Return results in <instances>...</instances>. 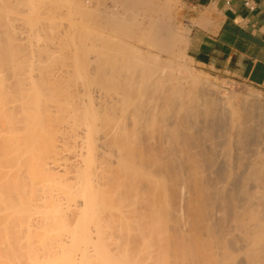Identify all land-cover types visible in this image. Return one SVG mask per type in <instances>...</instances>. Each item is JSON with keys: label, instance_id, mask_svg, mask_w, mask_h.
I'll return each mask as SVG.
<instances>
[{"label": "bare ground", "instance_id": "1", "mask_svg": "<svg viewBox=\"0 0 264 264\" xmlns=\"http://www.w3.org/2000/svg\"><path fill=\"white\" fill-rule=\"evenodd\" d=\"M90 1L72 0L70 1L71 5L69 2L67 7L68 5L73 6L75 10H72L78 11L76 12L78 14L74 16L82 17L83 14L90 20L84 21L83 18H80L84 24L88 22L87 25H84L85 27L91 22L93 27L94 25L102 28L109 26L110 30L108 28L105 30L110 32L102 33L99 30L100 27L97 30L101 33H95L97 35L94 34V36L92 33L95 30L91 25L88 26V28L91 26L90 29H84L81 24L83 29L79 31L83 30L82 39H76L78 36L76 34L75 36L74 32L77 29L75 31L74 29L79 25L73 29L72 25L75 24L72 23H77L76 20L79 18L76 19L71 15L75 12H72L70 8L69 14L74 17L70 24H72L71 30L74 31L75 38H72L71 35L72 40L70 39L68 45L65 44V46V36L67 35L69 39L70 34L67 30L70 28L66 29L68 33L62 29L63 33H66L65 36L59 32L64 39L63 37L58 39L61 36L56 34L57 39L63 43L64 47H62L61 42V45L57 46H55L56 42L54 45L51 43L53 46L50 44L53 50L54 46L57 48L56 51L54 50L56 56L53 55V51L48 54L52 48L47 47V44L45 45L46 48L44 47L45 51L44 48L40 49L44 45L40 46L33 43L39 48H35L34 45L32 47V43H30L31 46L28 45V48H35L32 51L39 49L41 54L46 52L45 55L54 56H50L52 59L47 60V63L45 59L39 58L46 65L41 63L42 68L47 67L49 69L51 68L49 64L51 66L57 65L58 61L63 63L67 59V68L71 65L70 68L72 67L71 70H73L71 72L70 69H65L66 72L68 71L67 73L70 71V75H73H69L72 77L70 81L75 80L74 84L78 85L83 82L80 80L85 75L84 80L94 81L93 84H99H95L98 88L102 86L101 90L109 92L106 94L104 92V97L106 95L108 98L105 97L107 100H103V103L108 101L111 96L112 107L113 109L116 108L112 110L113 114L109 108L107 109V102H105L104 111H102V105L99 106L101 111H98L97 107L94 109L96 113L101 112L102 115H106H104L105 122L107 119L108 121L111 120V123L119 120L115 125L113 123L111 127H105L106 123L103 116L98 113L102 117H100L101 122L104 123L101 125L103 124V128H109L110 131L105 130V128L103 131L101 125L102 129L95 125V131L98 130L97 127L103 131L102 136L105 132V136L101 140H106L113 149H115L113 146L118 148L119 153L116 160L112 162L114 155L110 149L111 145L109 148L106 141L103 142L104 144L100 143L101 140L98 138H100L101 132L98 130L100 133H97L96 136L99 135V137L94 136L98 140L96 143L99 142L97 144L102 146L106 145L105 147L111 150L109 152L107 151L108 148L104 150V152H108L106 162L103 170L100 171L101 174L97 170L99 178L102 175L101 181L96 183L98 179H95L92 173V169L96 168L95 165L94 168L90 167L91 164L88 165L87 162L91 160V156L87 153L88 156L85 159L88 160L86 163L91 169L89 172L92 176L85 166L87 168L85 171L88 174L86 173L87 176L83 178L81 173L84 170H82L83 172L80 171L82 175L80 179L77 174V184L75 182L73 184L79 185V179L80 186H78L79 188L74 187L75 192L72 185L73 180H69L70 178H66L62 174L65 173L64 175L67 176L69 173L66 175L67 171H61L62 175L58 174L55 171L58 167L52 170L54 168L52 167L54 165L52 158L54 157L51 158L52 162H50L53 163L50 164L52 168L48 162L50 159H46L47 162L45 160L47 152V154H51V151L57 149L54 142L57 139L54 140L53 136L57 132L58 126L54 128L57 122L53 121L54 126L51 123L57 118L53 119L55 116L53 113L52 115H50L51 112L49 113L50 110H53L51 109L53 106L46 108L51 104L48 101L59 99L65 92L68 94L69 89L66 90V88L64 92L63 87L67 85L65 80L62 79V86L59 82L62 81L60 78H54L56 80L53 81L54 71H52L51 77L44 70L42 72L39 70L41 76L44 73L42 78L40 75V77L36 75L41 78L40 80L36 76L38 80L33 79V75H35L33 73V75H28V70L31 71L30 68L33 65H38L41 61L38 60L39 63L35 64L31 56L23 51L24 46L28 43L23 45L20 41L22 36L16 38V30H19L20 27L18 23L21 22L16 17L19 14H24L20 12L21 4L26 7V10H23L26 11L24 15L31 19L28 23L26 22L28 19L24 17L26 20L23 21L26 24L24 25L25 32L29 30L28 33H30L32 30H30L29 25L32 21L41 16H44V20L49 17L48 21L56 15L58 17L59 14L56 12L59 9L56 7H59L62 2L65 3V0L56 4V7H54L53 2L55 1L53 0H0V122L2 120L7 121L6 129L0 130V142L3 145L2 148V145L0 146V264H264V128L260 127L264 121L261 120L259 125L255 120L257 118L255 114L260 112L261 115H258L257 119L260 117L264 119V111L260 108L259 99L257 98L259 102L255 99L256 103L259 104L255 105V101L251 98L253 103L248 106L247 100L243 99L247 104L241 102L242 105H246L245 107L249 110L241 106L242 109L240 110L245 111L242 116L241 111L232 112L234 106L229 108L225 105L227 102L221 101L220 97L218 99L213 97L216 90L212 89L213 83L208 82L211 84V88H209L208 85L204 84L208 81L206 78L204 80L207 81L203 82L202 76L200 77L190 70L184 72L181 69L176 59L177 55L183 52L184 48L181 44L184 37L182 38L183 35L179 33V30L177 31V28H174L176 25L170 22L168 3L160 4L156 0H122L130 4L129 6L132 5L133 7L134 5V9L145 5L147 8L145 11L143 7L141 9L138 7V10H143V13H155L153 15L156 17H151L152 14H150L145 19L139 15V12L132 11L133 9L130 7L129 16L126 13L123 15L124 11L121 13H110V10L104 11V13H109H105L106 17L108 16L107 20H103L104 16L101 17L105 21L102 22L99 20L100 18H97L99 14H96L95 10L94 12L91 11L93 8L91 7V9L89 6L91 5ZM109 8L113 7L110 6ZM115 8L117 7H114L112 11ZM60 9H62L61 6ZM103 10L105 9L103 8ZM130 11L132 12L130 13ZM46 13L48 16L45 18L46 15L43 14ZM101 13L104 15L103 12ZM63 14L64 12H62ZM40 19L41 21H37L42 24L43 19ZM38 23H36L37 26ZM50 24L52 23L50 22ZM50 24L48 22V25ZM53 25L50 28L47 27L49 32L46 31L48 36H45L44 39L53 37V35L49 36L52 32L50 29L55 28L52 27ZM134 26L135 28L137 26L139 30L134 29ZM36 28L39 29L40 26ZM36 28L37 31L33 30V34L39 33ZM57 29L54 30L58 32ZM101 30L105 31L104 29ZM21 32L19 31L17 34L19 35ZM89 32L91 33L87 36ZM133 34L137 35L136 40L140 43L133 41L136 37ZM85 35L86 37H84ZM29 36L32 37L33 42L37 41L33 38L36 35L32 36L30 33ZM17 39H19V43L16 41ZM48 39L47 41L53 40ZM75 39L79 40V43ZM66 41L65 43H67ZM67 48H69L68 52L72 49L70 51L71 56L65 52ZM37 50L35 51V62L39 55ZM58 50L67 55H64L63 58L58 55L60 58L58 59ZM67 56L70 58H66ZM163 56L166 58L164 59ZM68 61H72L70 65ZM61 63L59 62V64ZM64 64H61L63 66L59 67L60 70ZM73 66L82 69L84 73L80 70H74ZM34 69L31 72L37 70L34 71ZM78 72H81V75L80 73L78 75ZM49 78H52L50 81L51 83L53 81L56 86L60 83L58 86L62 89L58 87L59 89L53 91L50 86L41 84L44 79L46 82ZM35 80L42 81L38 84ZM50 81L47 80V82ZM90 83L87 86L85 83L87 90L91 86ZM74 92V96L77 95L79 98V93L75 94ZM250 101L248 99V102ZM61 105L63 108L65 106L64 112L66 113V108L69 106L63 103ZM261 105H263L261 107L264 110V104L261 103ZM37 107L39 111L42 110L40 112L49 113L46 115L43 113L44 117L49 119H44L42 113L39 116L46 121H51V124L46 122V126L45 124L42 126L47 131L44 129L41 132L40 129V136L37 135L38 133H34L37 136L34 141H31L29 132L30 139L29 136L28 139L31 142H28L27 137L21 135L23 133L20 130L21 134H19L17 129L24 127L26 131L34 125L32 123L36 121L37 115L33 112ZM87 107L89 111L90 106ZM92 107L95 106L92 105ZM232 107L233 109H231ZM17 110L20 111L18 115L15 114ZM70 110L71 114L70 112L66 114L67 116L70 114L68 120H64H67L65 123L69 124V131L73 132L70 134L67 129V134L75 142L76 136L80 135L81 132L78 133L73 130L75 127L72 128V126L74 124L76 126L79 120L72 108L68 109V111ZM106 110H110L113 117L111 113L108 115L109 112L106 113ZM57 111L58 116L61 108H58ZM246 111H250V114H245ZM53 112L55 113V111ZM115 112H117V116ZM90 113L92 112L90 111ZM93 114H91L92 118H94ZM251 114L256 118L250 117ZM63 115H60L58 119L63 118ZM111 117L112 119L116 117V120H112ZM42 119L39 117L41 123H45ZM69 119L74 120L75 122L72 121L74 124ZM39 120L38 122H40ZM252 120L254 123L257 122V125H251L253 124ZM57 121L59 122L61 119ZM79 122L82 123L83 121ZM81 123H79L80 126H84V122L83 125ZM107 123V126H110L111 123ZM19 124L23 126L20 128ZM31 124L32 126H30ZM88 124L85 126L87 127ZM37 125L36 127L40 128L42 124ZM49 125L53 126L55 133L52 128L50 130L49 127L51 126ZM76 128H80L78 124ZM77 133L78 135L71 136ZM65 134L63 137L61 135L62 139H65ZM255 135H257V142L254 140ZM81 136L77 139L84 144L85 138L82 137L84 142ZM64 139L63 141L66 143ZM85 145L82 146V149L85 148ZM91 146L86 145L89 147L88 151ZM98 147L95 152H91L99 153V150L96 152ZM82 149L79 150L82 152ZM81 152L79 154L83 155ZM104 152L101 157L106 154ZM110 152L113 156L110 155ZM94 154L92 157L95 156ZM100 155H97L96 159ZM109 155L112 156V159ZM96 159L94 162H97ZM56 161L59 160H55V164ZM90 163L92 162L90 161ZM60 164V167L64 165ZM117 164H121L120 168ZM65 166L62 168L65 169ZM81 166L80 168L85 169L84 165ZM115 167L119 169H115ZM80 168L78 170H81ZM88 175L94 177L95 180H91H93L92 182L95 181L94 184L96 183L99 188L95 185L97 188H94L91 185ZM64 178L65 180L68 179L66 180L67 183L64 182ZM122 180L124 182L121 185ZM29 182H34V184L31 186L28 184ZM26 183L33 189L31 188L27 192L26 189L30 187L26 186ZM64 183H70V185L67 186ZM92 187L95 190L98 189L99 193L92 190ZM77 191L81 192L80 195ZM23 192L26 199L23 197ZM92 192L98 194L96 198L94 197L96 202L92 198ZM133 192L137 195L136 199L132 195ZM27 193H30V199ZM76 194L79 197L83 196V200L82 198L79 200V197L76 198ZM130 195L131 199L129 200ZM132 197L134 201H131L133 200ZM119 198H122V202L124 201L122 205L120 200V205L118 204ZM105 212H108L109 216H105ZM70 217H74V223L71 221L74 219L70 220ZM122 219L125 220L122 222ZM124 221H126V227H123L126 229L122 227L125 225ZM92 222L99 224L96 227ZM121 223L123 224L121 225Z\"/></svg>", "mask_w": 264, "mask_h": 264}, {"label": "rangeland", "instance_id": "2", "mask_svg": "<svg viewBox=\"0 0 264 264\" xmlns=\"http://www.w3.org/2000/svg\"><path fill=\"white\" fill-rule=\"evenodd\" d=\"M53 1H55V2H53V4H54V7H56V6H57L56 4H60V3H61L60 1H62V0H57V2H56V0H53ZM70 1H72V0H69V1H68V0H67V1L65 0V3L62 2V3L59 5V7L57 6L58 8L56 7V9H59V10H57L56 13H58L59 15H61L60 17H59V15H58V17H57V15H56L55 17H52L49 21H48V18H49V17H48L47 19H45L46 21L49 22V24H50V22H51L52 24L48 25V22L46 23V21L44 20V16H43V17H42V16L40 17V18L43 19V21H42V24H43V25H42L41 23H38L39 20L41 21V19H40L39 17H38L39 19H37L38 21H37V20H34V21H37L36 23H38V26H37V24H36L34 21L31 22V24L34 23L35 26H34V24H32L33 26H32L31 24L29 25V28H31L30 30H32V32H30V33L32 34V36H33V35H36V36L33 37V38L37 39V41L34 39L37 43H36V42H33L32 37L29 36V34H30V33H28L29 30H28L27 28H26V29L28 30L27 32H25L26 30H24V25H26V24H24L23 21H24V19H25L24 17H26V16L24 15V14H26V13H25L26 11L24 12L23 10H26V9H25L26 7H24L23 4H21L23 7L20 5V12H21V14H22V13H24V14H22V15L19 14V15L16 17V18H19L18 20H21V22L18 23V24H19L18 26H20V27H19V30H16V31H17V33H18L19 31L21 32L22 30H24V31H22L24 34H23L22 32H21L19 35L16 33V38H20V37L22 36V37L20 38V41L23 43V45H25V44L28 43L27 45L24 46V49L28 48V45L31 46L30 43H32V47H34V46H36V45H40V46H41V45H42V46L44 45L43 47H40V49H41V48H44L45 45L47 44V45H48L47 47L52 48L51 51L48 50V51H49L48 54H50V52L53 51V55L55 54V56H56V53H54V50L57 49V48H55V46H57V45H61V43H62L61 41H60V42H61V43H60L58 39L62 38V37L65 36V34H66V33H63V30H65V32L68 31L69 34H70V35H69V39H68V36H67V35L65 36L66 38H65V40H64V45H65V44L68 45V43L70 42V39L72 40V38H75L76 35L78 36V37H76V39H78V38H79V39H80V38L82 39L81 36H82V33H83L82 31H83V30H82V31H79V30L83 29V28L81 27L82 25H83V26H84V25H87L88 22H87V23L85 22V24H84V21H86L87 18H86L83 14L81 15L82 17H78V15H77V17L79 18L78 20H76V21H78V22H77L78 24H77L76 22H73L72 19H73L74 17H76V16H74V15H75V14H78V13H76V12H78V11H77V10L74 11L75 8H73V6H69V5H71V2H70ZM88 1H90V0H88ZM112 1H113V3H112ZM156 1H158L160 4H161V3L163 4V2H164V3H165V2L168 3V5H169L168 8H169V12H170V18H169V19H171L170 22H173L172 24L176 25L174 28H177V31L179 30V33L183 35L182 38L184 37L183 42H182V44H181V45H183L182 47L184 48V49H183V52H182L181 54L177 55L178 57H177V59H176V60H177V63H179V66L181 67V69H182L184 72L187 71V70H190V71L193 72L194 74L199 75L200 77L202 76L201 78H203V82L208 80L207 82H204V84L208 85L209 88H211V86H212V87H213L212 89H216V90H215V94H213V97H214V98L216 97L217 99H218V97H220V98H221V101L224 100L225 103L227 102L225 105L228 106L229 108H230V106H234V109H235V110H234L233 107H232V108H231V109H233L232 112H236V113H237V111L240 112V111H241L240 109H242L243 107L246 106V105L243 106L244 104L242 105V103H245V104L248 103L247 106H248L249 104L252 105L251 103H253V101H255V99H256L257 101H258V99H259L260 102H259V101H258V102H259V104H260V108H262V111H264V110H263V107H261V106H263V105H261V103L264 104V88L257 87V86H253V85L248 84V83H245V82H243V81H232V80H226V79L220 78V77H218V76L212 75L211 73H209V72L204 71L203 69H201L198 65H196V64H195V63H194V62L188 57L187 52H186V45H187V34H188V31H189V28H188V24H187V21H186V19H185L184 11H183V8H182V5L180 4V2H179L178 0H156ZM69 2H70V3H69ZM90 2H91V3H90ZM90 2H89V3H90L91 5H89V6H90V8H91V7L93 8V9L91 8V9H92L91 11L94 12V10H95V13H96V14H99V15H98L99 17H97V18H100V19H99L100 21H101L102 18H103L102 16H104L103 20H104V19L107 20L108 16L106 17V15H105V13H107V12L104 13V11H106V10H107V11L110 10V11H109L110 13H112V12H117V13L120 12V13H121L122 11H124V12H123V15L126 13V14L129 16V14H128V13H129V8L132 7V5L129 6L130 4L125 3V2H123L122 0H94V1L91 0ZM102 2H103V5H102ZM158 2H157V3H158ZM68 3H69V5H68L69 8L67 7V4H68ZM53 4H52V5H53ZM65 4H66V5H65ZM106 4H107V5H106ZM114 4H115V6H113ZM100 5H101V6H100ZM138 5H139V4H138ZM138 5H137V6H138ZM140 5H141V4H140ZM60 6L62 7V9H60ZM106 6L108 7L107 9L105 8ZM110 6L113 7V8H114V7H117V8H115V10L112 11L113 8H109ZM128 6H129V7H128ZM141 6L143 7L144 11L147 9V8L145 7V5H144V6L141 5ZM133 7H134V5H133ZM133 7H132L133 10H132V9H131V10H132V11H135L136 13L139 12V15H141V17H143V18L145 17V19H146V17H149L150 14H152V15L155 14V13H150V12H149V13H145V12L143 13V12H142L143 10L140 11V9L142 8V7H140V6H138V7L140 8L139 10H138V7L136 8L137 10L134 9L135 7H134V8H133ZM144 7H145V8H144ZM70 8H71V11H72V12H75V13H73V14L71 13V15L74 16V17H71L70 14H69V12H70ZM103 8H104L105 10H103ZM121 8H122V10H121ZM72 9H74V10H72ZM96 9H97V10H96ZM101 9H102V11H101ZM21 10H22L23 12H22ZM63 10H65V11H63ZM119 10H121V11H119ZM61 11L64 12L63 15H62V12H61ZM79 11H80V10H79ZM132 11H130V13H131ZM59 12H60V13H59ZM65 12H66V13H65ZM97 12H98V13H97ZM101 12H103L104 15H103ZM109 12H108V13H109ZM151 12H153V11H151ZM67 13H68V14H67ZM108 13H107V14H108ZM140 13H141V14H140ZM47 14H48V13L43 14V15H46L45 18L48 16ZM66 14H67V15H66ZM80 14H81V12H80ZM80 14H79V15H80ZM100 14H102V15L100 16ZM145 14H147V15H145ZM23 15H24V16H23ZM120 15L122 16V14H120ZM143 15H145V16H143ZM152 15H150V16H151V17H156V15H153V16H152ZM171 15H172V16H171ZM128 16H127V17H128ZM62 17H63V18H62ZM64 17H65V18H64ZM77 17H76V19H77ZM84 17H85V18H84ZM101 17H102V18H101ZM105 17H106V18H105ZM151 17H150V18H151ZM22 18H23V19H22ZM54 18H55V19L57 18V19L55 20ZM80 18H83L84 21L81 22ZM26 19H28V20H26ZM26 19H25V20H26V22H28V23L31 21V19H29V17H28V18L26 17ZM35 19H36V17H35ZM18 20H17V21H18ZM29 20H30V21H29ZM53 20H54L55 22H56V21H57V22H56V23H55V22H52ZM71 20H72V22H73L72 24H75V25L70 24V21H71ZM103 20H102V22H105V21H103ZM17 21H15V22L17 23ZM44 21H45V24H46L47 26L44 24ZM63 21H64V22H63ZM74 21H75V20H74ZM79 21H80L81 23H80ZM87 21H90V20L87 19ZM26 22H25V23H26ZM61 22H62V23H61ZM16 23H15V26L17 27V24H16ZM20 23H21V25H20ZM28 23H27V27H28ZM68 23H69V24H68ZM90 23H91V22H90ZM90 23H89V25H91ZM22 24H23V25H22ZM40 24L42 25V28H41V25H40ZM53 24H54V25L56 24L57 26H56V25L54 26ZM58 24H59V25H58ZM81 24H82V25H81ZM44 25L46 26V28H45ZM51 25H53L52 27H55V28H53V30L56 29V28H58V29H57L58 32H57L56 30H54V31L51 30V29H52V28H51V29H50V32H51V31H52V32L49 34V36H50V35H53V37H52V36L50 37V38L53 39V40L50 41V40H49L50 38L48 37L49 39H48V38H47V39H48L49 41H47V39H44V38H45V36H48L47 33L49 32V30H47V29L50 28ZM71 25H72V28L75 27V26H78V25L81 27V28H80V27L78 26L77 28L75 27V29L73 28L74 31L77 29L76 32L73 31V32H74V35L76 34L75 36L73 35V32H72V30H71ZM89 25H88V26H89ZM39 26H40V28H41V29L39 28L40 31H39L38 28H36V27H39ZM43 26H44V27H43ZM69 26H70V27H69ZM88 26H87V27L84 26V29H86V28H87V29H90V27H91L92 25H91L89 28H88ZM97 26H98V25H97ZM97 26H95V25H94V27L92 26V28L95 30L94 33H92V35H94L95 33H98V34H99V33H101V32H102V33H108V32H110V31L107 32V29L105 30V28H108V29H109V26H105V28H104V26H103V28H102L101 26H100L101 28H100L99 26H98V27H97ZM22 27H23V28H22ZM25 27H26V26H25ZM32 27H33V28H32ZM47 27H48V28H47ZM20 28H21V29H20ZM35 28L38 29V32L40 33V34L38 33L39 35L36 34L37 32H35V33L33 34V30H35ZM43 28H45V29H43ZM60 28H61V29H60ZM69 28H70V29H69ZM78 28H79V29H78ZM99 28H100V29H99ZM16 29H18V28H16ZM62 29H63V30H62ZM66 29H69L70 31H69V30L66 31ZM97 29H99L101 32H100L99 30H97ZM101 29H104L106 32L103 31V30H101ZM134 29H138V27L136 26V28H135V26H134ZM59 30H60V31H59ZM109 30H110V29H109ZM138 30H139V29H138ZM138 30H136V31H138ZM35 31H37V30H35ZM41 31H42V32H41ZM46 31H48V32H46ZM78 31H79V32H78ZM86 31H87V30H86ZM86 31H85V32H86ZM98 31H99V32H98ZM56 32H57V33H56ZM59 32H62V33H63V34H62L63 36H61V33H59ZM68 32H67V33H68ZM26 33H27V34H26ZM52 33H54V34H52ZM58 33H59V34H58ZM80 33H81V35H80ZM90 33H91V32L87 33V36H88V34H90ZM114 33L117 34L116 32H114ZM21 34H23V35H21ZM41 34H42V35H41ZM56 34H57L58 36L60 35L61 37H59V38L57 39L58 36H56ZM43 35H44V36H43ZM71 35H72V38L70 37ZM95 35H97V34H95ZM95 35H94V36H95ZM133 35H134V37H135L136 34H133ZM23 36H25V37H23ZM37 36L40 37V38L42 37V38L40 39V38H38ZM84 37H86V35H85ZM54 38H55V40H54ZM136 38H137V35H136L135 39H133V41L135 40L134 42H136V43H140L139 41L136 40ZM31 39H32V42L30 41ZM39 39H40V40H39ZM63 39H64V37H63ZM63 39H61V40L63 41ZM76 39H75V41H77V42L79 43V40H76ZM87 39H88V38H87ZM25 40H27L28 42L25 41ZM66 40H67V41H66ZM16 41L18 42L19 39H17ZM45 41H46L47 43H46ZM57 41H58V44H57ZM65 41H66L67 43H65ZM68 41H69V42H68ZM39 42H40V43H39ZM42 42L45 43V44H43ZM48 42H49V43H48ZM55 42H56V45L54 46V50H53V47H52V46L55 44ZM18 43H19V42H18ZM24 43H25V44H24ZM33 43H35L36 45H34ZM41 43H42V44H41ZM51 43H53V45H52ZM20 44H21V43H20ZM50 44H51L52 46H51ZM33 45H34V46H33ZM65 46H66V45H65ZM32 47H31V48H32ZM37 47L39 48V46H36L35 48H37ZM62 47H63V43H62ZM62 47L60 46V48H62ZM31 48L29 47V48L26 49V50L23 49V51L27 52V53L29 54V56H31V58H32V60L34 61L35 64L39 63V62H37V61L39 60V58L45 59V60H46V63H47V60H49V59L51 60V59H52V58H50V56H53V55H45L46 52H45V54H41V50H39V49L37 50V49H36V50L38 51L37 54H39V55L36 57L37 60H36V62H35V56H36V52H35V51H36V50H35V51H32V50H34L35 48H33V49H31ZM45 48H46V47H45ZM45 48H44V51H45ZM49 48H47V49H49ZM60 48L58 47V49H60ZM63 48H64V47H63ZM47 49H46V51H47ZM68 49H69V48H67V50H66L65 52L68 53V55L71 56L70 51H72V49L69 50V52H68ZM27 50H28V51H27ZM61 50H62V49H61ZM61 50H60V51H61ZM30 51H32V52L30 53ZM44 51H42V52L44 53ZM55 51H56V50H55ZM57 52H59V50H58ZM65 52H63V53H62V51H61V53L59 52V53L57 54V57H58V55H59V56H61V58H63L64 55H67ZM32 53H34V54H32ZM44 55H45V56H44ZM70 56H67L66 58H70ZM53 57H54V56H53ZM55 58H56V57H55ZM71 58H72V57H71ZM163 58L165 59L166 57L163 56ZM53 59H54V58H53ZM58 59H60V58L58 57ZM61 60H62V59H61ZM64 60H65V58H64ZM68 60L70 61L71 59H68ZM39 61H41V62H40L38 65H33V66H32L33 69L35 68L34 71H35L36 69H37L38 71L40 70L41 72H42V70H44L45 73L47 72V74H49V76H51V77H52V74H51V73H52V71H54L53 73L55 74V76L53 75V77H52V78H53V81L56 80V79H54V78H57V79L60 78L61 80H62V79L65 80L64 82H65V84H67V85H65L66 87H63L64 92H65L66 90H68V89L71 90V91L68 90V94H67V92H65L64 95L61 96V97L59 96L60 98L57 99V100L55 99V100L48 101V102H50L51 104L48 105V107H46V108L48 109L49 106H50V107L53 106L54 108H53V107L51 108V109H53V110H50L49 113L51 112L50 115H52V113H53V115H54L55 117L53 116L54 118H53V117H52V118H53V119L57 118V119L52 120V122L49 121V120H48V121L44 120V119H49L48 117H47V118L44 117V114L46 115V114H49V113H47V112L45 113V111L40 112V111H42V110L39 111V109H38V107H37V108H36L37 110L35 109L36 111L34 110V112H33L34 114L37 115V119H36V121H34V123H32V124H34V125L32 126V124H31L30 126H32V127H29V126H28V127H29V128L27 127L28 130L26 129V131H25V130H24V129H25L24 127H23V129L21 128L23 125H25V123L23 124V123L21 122V124H23V125L21 126V125L19 124L21 129H19V127H18L17 130H18V132H19V130H20L21 133H23V134H21L20 132H19V134H21V135H25L24 137H27V139H28V136H29V139H30V134H31V138H32L31 141H34V140H36V137H37L35 134L38 133L37 135L40 136L41 132L44 131L45 128L42 127V126H43L44 124H45V126H46V124H47L46 122H49V123L51 122L52 124H53V121L57 122V125L54 126V124H53V126H54V128L58 126L57 128H58L59 130L56 128V131H57L56 133H58V131H59L58 134L55 133V129H53V126H52V125H49V126H51V127H49L50 130L53 129V131H54V133H55V135L53 136V139H54V140L57 139L56 141H54V142H55V145L57 146V147H56L57 149H56V151H51V152H52V153H53V152H54V153L57 152V153H55V154H54V153H53V154H52V153H51V154L49 153L50 155L47 154L48 152L46 153V155L43 153V155H45V160H46V159H47V160L50 159V160H48V162H49V166H50V164H51L50 162H52V159H54V161H53V162H54V165L52 166V167H54V168H52V167L50 166V167L52 168V170H53V169H56V167L60 168V169L57 168V169L55 170L56 172H58V174H61L62 172H64V171L66 172V171H67V172H66V175H67L68 173H69V174H68L67 176H65V175H64L65 173H62L63 176L66 177V178H67V177L70 178L69 180H73V181H72L73 188H74V187L76 188V187L80 186L79 179L81 178V176L83 175L82 177L85 178V177L87 176L88 173L91 175V173H90V172H91V171H90V170H91L90 167L92 166L91 168H94L93 166L95 165V168H96V169H92V171H93L92 173H93V176L95 177V179H98V180H96V181H97L96 183H98V181H99V182L101 181L102 175H100V178H99V174H97V173L99 172V173L101 174L100 171L103 170L104 164H105L106 159H107V156H108L107 153H108L109 151L112 150L111 152H112V154L114 155V158L112 159V156H113V155L111 154V152H110V155H112V156L110 157V155H109V157H110V159H112L113 161L110 160L109 157H108V159H109L110 161H112V162H115L114 160H116V156H117V154L119 153L118 148L116 149V146H113V147H114L117 151H116L115 149L112 148V145H111L110 143L107 144V141L104 140V141H106V145H107L109 148H110L109 145H111V148H110L111 150H110L108 147H105L106 145H105V146H104V145L102 146V145H100V144H97V143H99V142L96 143V141H98V140H96V138H95V137H97V136L99 137V135H100V138H98V139H100V140H101V138L103 139V137L105 136V135H104L105 132H104L103 136H102L101 134H102V132L104 131V128H105V127H111V126L113 125V123H114V125H115L116 123H118L117 121H119V120H116V119H115L116 117L114 118L116 121H115L114 119H112V117H113V116H112V113H113L112 110H115L116 108L114 107L115 109H113V107H112V104H113V103L111 102V96H110V98L108 99V101H110V102H108V101H105V102H107V104H106V105H107V109L109 108V109L111 110L112 113L110 112V110H109V111L106 110V113L109 112L108 115H110V113H111V116H112L111 119L114 120L115 122L112 121V123H111L110 118H109L110 121H108V119H107V117H106V119H107L106 121L109 122V123H111V124H109L110 126H107L108 123L105 122V119H104V118H105V117H104L105 114L103 113L104 115H102L101 112H98V113H101V115L103 116L104 122L106 123V126L103 128L102 125H103L104 123L101 122V120H100L102 117H101L100 115H98V113H96V112L94 111V109H95L96 107L98 108V111H99V110L101 111V110L103 109V107H104L103 105H105V104H104L105 102L103 103V100H105V99L107 100V98H108V96H106V95H105V97H107V98H105L103 94H104V92H105V94H106V92H107V93H109V92L106 91V90H101V87H102V86L99 87V88H100V89H99V88L96 86L98 83H95L96 85L92 83V82H94V81H86V80H84V76H85V75L83 76V78H82V76H81L82 79L80 80V82H82V80H83V82H82L83 84H82V83L78 84V83H79V82H78V83H77L78 85H75V84H74V81H75V80L71 82V81H70V78H72V77H70V76H71L72 74L70 75V71L72 72L73 70H71L72 67L70 68V66H71L70 64H71L72 61H71V62L68 61V62H69V65H70V66H68L69 68H67V65H68V63H66V62H67V59H66V61H64V62L62 61L63 63L66 64V66H65V64H64V67H63L61 70H60V68H61L60 66H63V65H61V64H63V63H61V61L56 60V61H58V64L56 65V64H54V63L52 62V61H53V60H52L51 62H52V64H54V65L51 66V64H49V66L51 67V68H49V69H51V70L47 69V67H46V68H42L40 65H42L41 63L44 64V62H42L43 60H41V59H40ZM54 62H55V61H54ZM59 62H60L61 64H59ZM34 63H33V64H34ZM56 63H57V62H56ZM72 64H73V63H72ZM44 65H45V64H44ZM44 65H43V66H44ZM55 65H56L57 67H56ZM45 66H46V65H45ZM45 66H44V67H45ZM54 66H55V67H54ZM52 67H53L54 69H53ZM59 67H60V68H59ZM65 67H66V68H65ZM73 67L75 68L74 70H80L79 68L77 69V67H75V66H73ZM29 68H30V67H29ZM32 68H30L31 71L33 70ZM52 69H53V70H52ZM55 69H56V70H55ZM58 69H59V70H58ZM63 69H64L65 74H64V72H63ZM65 69H66V70L70 69L69 73H67L68 71L66 72ZM37 70H36L35 72H31L30 70H28V73H27V74H28V75H29V74H30V75L35 74V75H33V79H35V78L37 77V78L40 80V79L43 77L44 73H42L43 75L41 76V75H40L41 72L39 71V72H40V73H39ZM55 71H56V73H55ZM80 71L83 72L82 69H81ZM30 72H31V73H30ZM74 72H75V71H74ZM74 72H73V73H74ZM81 72H78V75H79V73H80V75H81ZM32 73H33V74H32ZM36 73H39V74H36ZM57 73H59V74H57ZM66 73H67V74H66ZM75 73H77V72H75ZM75 73H74V74H75ZM83 73H84V72H83ZM63 74H64V75H63ZM36 75H38V76L40 75L41 78H39L40 76L38 77V76H36ZM69 75H70V76H69ZM75 75H77V74H75ZM75 75H74V76H75ZM82 75H83V74H82ZM35 76H36V77H35ZM45 76H46V74H45ZM49 76L47 75V77H49ZM72 76H73V75H72ZM47 77H45V78H47ZM37 78H36V80H38ZM52 78H49V79H47V80L50 81ZM79 78H80V77H79ZM204 78H206L207 80H204ZM36 80H35V81H36ZM47 80H46V82H44L45 79H44V81L41 80L42 82H41V81H36V82H37L38 84H40L39 82H41V84H44V85L50 86V89H53V91H56V89L60 86L59 84H60L61 82H63V80H62V81H59V82H60V83H58L59 86H58V85L56 86L55 83H54L53 81H52V83H51V81H50V82H47ZM77 80H78V79H77ZM66 81H67V82H66ZM209 81H210V82H209ZM84 82L86 83V86L88 85L89 82H91V83L89 84V85H91V86H89L88 90H87V87L85 86V83H84ZM87 82H88V83H87ZM95 82H96V81H95ZM208 82H209V83H213L214 85H213V84L211 85V84H209ZM49 83L52 84L53 86L50 85ZM53 83H54V84H53ZM75 83H76V82H75ZM56 84H57V83H56ZM63 84H64V83H63ZM54 85H55V86H54ZM98 85H99V84H98ZM100 85H101V84H100ZM210 85H211V86H210ZM61 86H62V83H61ZM75 86H76V87H75ZM78 86H79V87H78ZM55 87H56V88H55ZM54 88H55V89H54ZM59 88H60V87H59ZM59 88H58V89H59ZM66 88H67V89H66ZM70 88H71V89H70ZM76 88H80V89H76ZM102 88H103V87H102ZM60 89H62V88H60ZM65 89H66V90H65ZM76 90H77V91H76ZM78 90L81 91V92H79ZM74 91H75V92H74ZM101 91H102V92H101ZM211 91H213V90H211ZM69 92H70L71 95L73 94V92H74L75 94L79 93V94H78V95H79V98L77 97V95L74 96V94L71 96V95L69 94ZM95 92H96V93H95ZM100 93H101L103 96H102ZM212 93H214V92H212ZM66 94H67V95H66ZM217 94H218V95H217ZM80 95H81V96H80ZM90 95L92 96L93 99L91 98ZM100 95L102 96V98H101ZM214 95H215V96H214ZM73 96L75 97V99H74ZM221 96H222V97H221ZM254 96H255V97H254ZM257 96H258V97H257ZM80 97H81V98H80ZM103 97H104V98H103ZM253 97H254V98H253ZM89 98H90V99H89ZM220 98H219V99H220ZM226 98H227V99H226ZM251 98H252L253 101L251 100ZM257 98H258V99H257ZM91 99H92V100H91ZM101 99H102V101H101ZM228 99H229V100H228ZM243 99H245V101L247 100V101H246L247 103L244 102ZM248 99H249V101L251 100L252 102H251V101L248 102ZM90 101H91V102H90ZM93 101H94V102H93ZM48 102H47V103H48ZM54 102H55V103H54ZM92 102H93V103H92ZM100 102H101V103H100ZM241 102H242V103H241ZM17 103H18V102H17ZM17 103H16V104H17ZM47 103H46V105H47ZM52 103H53V104H52ZM62 103H63V104H66L67 106H69V108H66V109H67V110H66V111H67L66 113L64 112V108H65V106H64V108H63L62 105H61ZM89 103H90V105H89ZM235 103H236V104H235ZM254 103H255V105L258 104V103H256V101H255ZM57 104H59V105H57ZM259 104H258V105H259ZM92 105L95 106V107H92ZM101 105H102V106H101ZM87 106H90L89 108H90L91 110L89 109V111H88V107H87ZM99 106H101L102 109H100ZM236 106H237V107H236ZM241 106H242V108H241ZM239 107H240V108H239ZM58 108H61V112H59V115L57 116V113H58L57 109H58ZM62 108H63V109H62ZM70 108H72V110L74 111V113H75V115L77 116L78 120L84 122V126H80L79 123H81V122H79V121H78V123L76 122V123L78 124V126L80 127V128H76L77 124H76V126H75V124L72 123V121H73V122H75V121L69 119V121H70L72 124H74V126H72V128L75 127V128L77 129V130H76L75 128H73V130L77 131L78 133L81 132V133L83 134V135H82L81 133H79L80 135H78V133H77V134H73V135H71V136L78 135V136H76V140H77V142H76V140H75L76 143L74 142V139H72V137H70V135L67 134V133H68V132H67V129H68V131H69L70 128H68V127H69V126H68L69 124L65 123V122L68 120L69 115L71 114V110L68 111V109H70ZM97 108H96V109H97ZM105 108H106V107H105ZM105 108H104L102 111H104ZM238 108H239V109H238ZM245 108L247 109V107H245ZM236 109H238V110H236ZM19 110H21V109H19ZM19 110H17V112H15V114L18 115V112H20ZM43 110H45V109L43 108ZM92 110H93V111H92ZM117 110H118V109H117ZM247 110H249V109H247ZM38 111H39V113H38ZM53 111H55V113H54ZM59 111H60V109H59ZM62 111H63L64 113H63ZM90 111H91L92 113H90ZM119 111H120V110H119ZM256 111H258V110L256 109ZM68 112H70V114L67 116L66 114H68ZM93 112H94V114H93ZM244 112H245V111H244ZM244 112L241 111L240 114L243 116V113H244ZM40 113H42V116H43L44 119H42L41 116H39ZM43 113H44V114H43ZM115 113H116V116H117V112H115ZM248 113L250 114V111H249V112L246 111L245 114H248ZM62 114H64V115H63L64 117H63V118L61 117V118H60L61 121L58 122L57 120H60V119H58V118H59V116L62 115ZM91 114H93L94 118H92V115H91ZM113 114H114V113H113ZM118 114L120 115L119 112H118ZM121 114H122V113H121ZM245 114H244V115H245ZM40 115H41V114H40ZM50 115H48V116H50ZM65 115H66L67 117H66ZM75 115H74V118L77 120V118L75 117ZM95 115H96V116H95ZM97 115H98V116H97ZM258 115H261V112L255 114V116H256L257 118L259 117ZM15 116H16V115H15ZM105 116H106V115H105ZM255 116L252 115V114L250 115V117H252V118H254V119L256 118ZM19 117H21V116H19ZM39 117H40V119H42V121L44 120L45 123H43V122L41 123V120H39ZM100 117H101V118H100ZM108 117H109V116H108ZM74 118L72 117V119H74ZM257 118H256L255 120H256L258 123H257L256 121H255V122H256L257 124L260 125L261 120L264 121V119L261 118V117H260V119H257ZM64 119H67V120L65 121ZM117 119H119V117H117ZM120 119H121V115H120ZM254 119H253V120H254ZM38 120H39L40 122H38ZM87 120H88V121H87ZM93 120H94V123H93ZM253 120H252V123H253V124H251V125H255V124H256V123H254ZM259 120H260V121H259ZM3 121H4V120L1 121L3 126L1 125V122H0V126H2V127H0V130H2V131H3V129H6V125H5V124H7V121H6V120H5L6 123H5V121H4V122H3ZM62 121H63V122H62ZM85 121H87V124H88L89 121H91V122H89V124H88L87 127L85 126V125H87V124H85V123H86ZM98 121H99V122H98ZM60 122H62V123H60ZM83 122L81 123L82 125H83ZM51 123H50V124H51ZM101 123H103V124L101 125ZM37 124H39V125H37ZM40 124H42V125L40 126ZM55 124H56V123H55ZM62 124H63V125H62ZM257 124H256V125H257ZM261 124H262V125H260V127H261V128H262V127L264 128V126H263L264 124H263V123H261ZM36 125H37V126H40V128L36 127ZM95 125L98 126V127H100V125H101V127H102L103 129H102L101 127H100V129H102L103 131H101L98 127H97V129H98L101 133H100L98 130H97L98 132L95 131V129H96V128H95ZM26 126H27V125H26ZM26 126H25V127H26ZM34 126H35L37 129H36ZM62 126H63V127H62ZM70 126H71V125H70ZM47 127H48V126H47ZM81 127H82V128H81ZM84 127H86V128H84ZM89 127H90V128H89ZM30 128H31V131H30ZM42 128H43V130H42ZM51 128H52V129H51ZM34 129H35V130H34ZM40 129H41V132H40ZM61 129L64 130V131H62ZM81 129H82V130H81ZM107 129H108V131H110L109 128H105V130H107ZM110 129H111V128H110ZM23 130H24L26 133H25ZM32 130H33V131H32ZM36 130H39V131H36ZM45 130H46V129H45ZM60 130H61V131H60ZM78 130H79V131H78ZM261 130H262V129H261ZM27 131H28V132H27ZM35 131H36V132H35ZM46 131H47V130H46ZM65 131H66V132H65ZM29 132H30V134H29ZM106 132H107V131H106ZM34 133H35V134H34ZM39 133H40V134H39ZM62 133H63V134H62ZM64 133L67 134V135L65 134V136H64L65 139L63 138L64 140H66V143H65V141H63V139H62ZM69 133L72 134L73 132L71 133V131H69ZM97 133H98V134L100 133V134L96 136ZM107 133H108V132H107ZM107 133H106V135H107ZM27 134H28V135H27ZM61 135H62V137H61ZM81 135H82V136H81ZM39 136H38V137H39ZM66 136H67V137H66ZM79 136H81L82 141H84V140L86 141V142H85V141H84V142L86 143L87 146H89V145L91 146V145H92L91 148H90L91 150L89 149V151H88V148H89V147H86L85 143H84V144H83V142L80 143V140L77 139ZM94 136H95V137H94ZM54 137H56V138H54ZM69 137H70V138H69ZM82 137L85 138V139L83 140ZM256 137H257V135L254 136V138H255L254 140H256ZM68 138H69L70 140H69ZM89 138H90V139H89ZM29 139H28V142L30 141ZM67 139H68V140H67ZM71 139H72L73 141H72ZM91 139H95V140H92V141H91ZM40 140H41V139H40ZM59 140H60V141H59ZM61 140H62V141H61ZM252 140H253V139H252ZM31 141H30V142H31ZM70 141H71V143H70ZM94 141H95V142H94ZM104 141L101 140L100 143H101V142L103 143ZM257 141H258V140H256V142H257ZM87 142H88V143H87ZM252 142H253V141H252ZM254 142H255V141H254ZM1 143H2V142H0V146L2 145ZM41 143H42V140H41ZM67 143H68V144H67ZM90 143H91V144H90ZM95 143H96V144H95ZM102 143H101V144H102ZM104 143H105V142H104ZM104 143H103V144H104ZM62 144H64V145H62ZM82 144L85 145V148L83 147V149H82V146H83ZM65 145H66V147H65ZM69 145H70V146H69ZM72 145H73V146H72ZM75 145H76V147H75L76 149L74 148ZM98 146H99V147H98ZM253 146H254V145H253ZM2 147H3V145L1 146V148H2ZM70 147H71V148H70ZM72 147H73V148H72ZM93 147H94V148H93ZM97 147H98L99 149H97L96 152L99 150V153H97V154H96V153H95V154L92 153L91 151H94V152H95V149H96ZM1 148H0V149H1ZM103 148H104V149H103ZM107 148H108V149H107ZM79 149H82V152H81ZM84 149H86V150H84ZM100 149H101L102 151H101ZM105 149H107L108 152L105 151L106 154H104L103 157H101V156H102V153L104 152ZM83 150H84V151H83ZM114 150H115L117 153H116ZM80 152L83 153V155L85 154L86 157H85V156L83 157L82 154L80 155V154H79ZM90 152H91V153H90ZM105 152H104V153H105ZM87 153H88V155L91 156V160H89V162H87L88 165L91 164L90 167H88V165H87V163H86V160H87V159H85V158H87V156H88ZM0 154H1V153H0ZM93 154L95 155V156H94L95 159L97 158V157H96L97 155H100V154H101V155L99 156V158L101 157V159L99 160V158H98V159H96L97 162H94L95 159H94V157H92ZM48 155H49V156H48ZM52 155H53V156H52ZM55 155H56V156H55ZM46 156H47V157H46ZM62 156H63V157H62ZM80 156H81V157H80ZM52 157H54V158H52ZM51 158H52V159H51ZM61 159H62V160H61ZM66 159H67V160H66ZM102 159H103V160H102ZM104 159H105V161H104ZM47 160H46V162H47ZM55 160H59V161H56L58 164H57V163L55 164ZM63 161H64V162H63ZM65 161H67V162H65ZM82 161H83V162H82ZM87 161H88V160H87ZM90 161H91L92 163H90ZM60 163H62V165H63V164L66 165V166L64 167L65 169L62 168L64 165L61 166V167L59 166V165H61ZM77 163H78V164H77ZM93 163H95V164H93ZM97 163H98V164H97ZM52 164H53V163H52ZM52 164H51V165H52ZM96 164H97V165H96ZM55 165H56V166H55ZM72 165H73V166H72ZM80 165H82L81 167H83V165H84V168H85V169L80 168ZM117 165H119V164H117ZM117 165H116V166H117ZM120 165H121V164H120ZM120 165H119V168H120ZM85 166H87L88 169H87ZM79 168H80L81 170H78ZM116 168L119 169L118 167H115V169H116ZM86 169L88 170V173L86 172V171H87ZM121 169H122V168H121ZM82 170H84L85 173H84ZM85 170H86V171H85ZM97 170H98V172H97ZM55 171H54V172H55ZM61 171H62V172H61ZM80 171L83 172V173H81L82 175L80 174ZM89 171H90V172H89ZM117 171H118V172H121L120 170H117ZM60 172H61V173H60ZM73 172H74V173H73ZM77 172H78V173H77ZM86 173H87V174H86ZM62 174H61V175H62ZM77 174H78L80 177H79V179H78V184H79V185L76 186L75 184H77V183H76V182H77V179H76V178H77ZM84 174H85V175H84ZM91 176H92V175H91ZM91 176L89 177V175H88V178H89V181L91 182V185H92V186H94V185L97 186L96 183L94 184L95 181L92 182L93 180H91V179H94V177H91ZM71 177H72V178H71ZM26 178H27V177H26ZM26 178H25V180H26ZM73 178H74V179H73ZM75 179H76V181H75ZM95 179H94V180H95ZM23 180H24V178H23ZM23 180H22V181H23ZM27 180H28V179H27ZM64 180H65V178H64ZM66 180H68V179H66ZM66 180H65L64 182H66ZM81 180H82V179H81ZM81 180H80V181H81ZM22 181H21V182H22ZM30 181H31V180H30ZM26 182H27V181H26ZM31 182H32V181H31ZM74 182H75V184H73ZM122 182H124V181H123V180L121 181V185H122ZM66 183H67V182H66ZM66 183H64V184L67 185V186H68V184L70 185V183H68V184H66ZM23 184H24V185H23ZM23 184L21 183V185H23V186L25 187V183H24V182H23ZM28 184H31V186H32V185L34 184V182H33V183H30V182H29ZM28 184L26 183V186H28V187H30V188L26 189V191L29 190V189L31 190V188H32V187H31L30 185H28ZM74 185H75V186H74ZM23 186H22V188L24 189ZM95 186H94V188H97V187L99 188V186H97V187H95ZM122 187H123V186H122ZM75 188H74V190H75ZM78 188H79V187H78ZM92 188H93V187H92ZM94 188H93L92 190H95ZM32 189H33V188H32ZM122 189H124V187H123ZM110 190H112V189H110ZM95 191L98 192V189L95 190ZM27 192H28V191H27ZM75 192H76V190H75ZM77 192H79V191H77ZM93 192H94V191H93ZM93 192H92V198H93V200H95V202H96V199H95V198H96V195H98V194H95V193H93ZM23 193H24V192H23ZM80 193H81V192H79V195H80ZM98 193H99V192H98ZM94 194H95V195H94ZM28 195H29V199H30V193H27V196H28ZM76 195H77L76 198H78L79 195H78V194H76ZM132 195L135 196V199L137 198V195H136L135 192H133ZM124 196H125V195H124ZM134 196H133V197H134ZM23 197H24V199H26L25 193H24V196H23ZM94 197H95V198H94ZM97 197H98V196H97ZM133 197H132V198H133ZM76 198H75V199H76ZM81 198H82V200H83V196H80L78 199L80 200ZM78 199H76V200H78ZM121 199H122V198H121ZM121 199H120V198L118 199V204L120 203L119 200L121 201ZM130 199H131V195H130L129 200H130ZM84 200H85V198H84ZM123 200H124V199H123ZM131 201H134V198H133V200H131ZM123 202H124V201H123ZM123 202L121 201V205L123 204ZM93 203H94V201H93ZM127 204H128V202H127ZM119 205H120V204H119ZM104 214H105V216H109V213H108V212H105ZM94 218H95V217H94ZM71 219H74V217H70V220H71ZM92 219H93V218H92ZM95 220H96V219H95ZM123 220H125V219H122V222H123ZM130 220H131V219H130ZM71 221L74 223L75 219H74V220H71ZM96 222H98V221H96ZM93 223H94V222H92V224H93ZM154 223H155V222H154ZM97 224H99V223H94V226H96ZM122 224H123V223H121V225H122ZM124 224H125V225H122V227H123V226L126 227V221H124ZM155 224H156V223H155ZM153 225H154V224H153ZM94 226H93V227H94ZM154 226H155V225H154ZM96 227H97V226H96ZM96 227H95V228H96ZM124 227H123V228H124ZM124 229H126V228H124Z\"/></svg>", "mask_w": 264, "mask_h": 264}, {"label": "crops", "instance_id": "3", "mask_svg": "<svg viewBox=\"0 0 264 264\" xmlns=\"http://www.w3.org/2000/svg\"><path fill=\"white\" fill-rule=\"evenodd\" d=\"M186 52L201 69L264 88V0H178Z\"/></svg>", "mask_w": 264, "mask_h": 264}]
</instances>
